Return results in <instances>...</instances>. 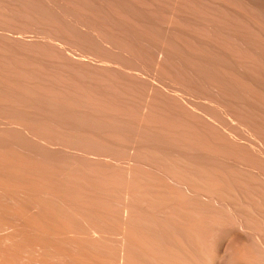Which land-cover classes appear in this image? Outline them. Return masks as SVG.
Listing matches in <instances>:
<instances>
[{
	"label": "bare ground",
	"instance_id": "bare-ground-1",
	"mask_svg": "<svg viewBox=\"0 0 264 264\" xmlns=\"http://www.w3.org/2000/svg\"><path fill=\"white\" fill-rule=\"evenodd\" d=\"M0 264H264V0H0Z\"/></svg>",
	"mask_w": 264,
	"mask_h": 264
}]
</instances>
